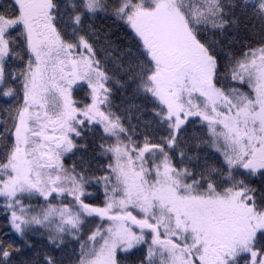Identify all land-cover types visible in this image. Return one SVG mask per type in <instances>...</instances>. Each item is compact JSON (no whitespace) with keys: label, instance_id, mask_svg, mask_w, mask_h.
I'll list each match as a JSON object with an SVG mask.
<instances>
[{"label":"snow or ice","instance_id":"snow-or-ice-1","mask_svg":"<svg viewBox=\"0 0 264 264\" xmlns=\"http://www.w3.org/2000/svg\"><path fill=\"white\" fill-rule=\"evenodd\" d=\"M0 264H264V0L0 3Z\"/></svg>","mask_w":264,"mask_h":264},{"label":"trees","instance_id":"trees-1","mask_svg":"<svg viewBox=\"0 0 264 264\" xmlns=\"http://www.w3.org/2000/svg\"><path fill=\"white\" fill-rule=\"evenodd\" d=\"M10 2V0H0V3H2V4H7V3H9ZM120 97H117V100H116V103L117 104H119L120 103Z\"/></svg>","mask_w":264,"mask_h":264}]
</instances>
